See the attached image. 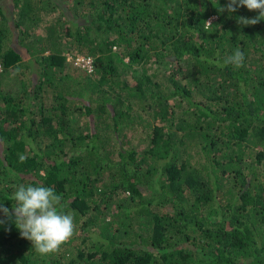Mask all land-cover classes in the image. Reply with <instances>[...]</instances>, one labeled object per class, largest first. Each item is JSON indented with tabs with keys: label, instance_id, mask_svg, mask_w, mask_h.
Masks as SVG:
<instances>
[{
	"label": "trees",
	"instance_id": "16d2710c",
	"mask_svg": "<svg viewBox=\"0 0 264 264\" xmlns=\"http://www.w3.org/2000/svg\"><path fill=\"white\" fill-rule=\"evenodd\" d=\"M227 2L0 0V204L76 223L42 255L0 214V264H264V20Z\"/></svg>",
	"mask_w": 264,
	"mask_h": 264
},
{
	"label": "clouds",
	"instance_id": "9594fccd",
	"mask_svg": "<svg viewBox=\"0 0 264 264\" xmlns=\"http://www.w3.org/2000/svg\"><path fill=\"white\" fill-rule=\"evenodd\" d=\"M240 7L256 11L259 15L253 18L240 16L239 24L256 25L264 20V0H228L225 7L219 11L232 13ZM244 59L243 51L237 48L224 59L223 64L239 68L243 66ZM12 199L16 202L12 212L0 204V214L15 217L21 237L30 240L38 253L42 255L54 253L74 235L75 218L72 213L63 211L65 207L62 203L63 197L54 187L22 184L13 193Z\"/></svg>",
	"mask_w": 264,
	"mask_h": 264
},
{
	"label": "rangeland",
	"instance_id": "374dc122",
	"mask_svg": "<svg viewBox=\"0 0 264 264\" xmlns=\"http://www.w3.org/2000/svg\"><path fill=\"white\" fill-rule=\"evenodd\" d=\"M8 5H11V2ZM212 19H214V17H212L210 20ZM126 140L132 141V143L129 144L127 147L138 146L139 149H143L147 145V139L146 137H144V134L141 132V129L137 130V132L131 131L129 135H127Z\"/></svg>",
	"mask_w": 264,
	"mask_h": 264
},
{
	"label": "built area",
	"instance_id": "2783aa9c",
	"mask_svg": "<svg viewBox=\"0 0 264 264\" xmlns=\"http://www.w3.org/2000/svg\"><path fill=\"white\" fill-rule=\"evenodd\" d=\"M68 59L74 64L82 67H88L89 70L92 69V58L91 57H84V56H77V57H72L71 55L68 54Z\"/></svg>",
	"mask_w": 264,
	"mask_h": 264
}]
</instances>
